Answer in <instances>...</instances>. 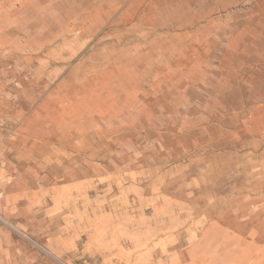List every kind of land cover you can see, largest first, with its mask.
I'll return each instance as SVG.
<instances>
[{"label":"rangeland","instance_id":"obj_1","mask_svg":"<svg viewBox=\"0 0 264 264\" xmlns=\"http://www.w3.org/2000/svg\"><path fill=\"white\" fill-rule=\"evenodd\" d=\"M0 264H264V0H0Z\"/></svg>","mask_w":264,"mask_h":264},{"label":"bare ground","instance_id":"obj_2","mask_svg":"<svg viewBox=\"0 0 264 264\" xmlns=\"http://www.w3.org/2000/svg\"><path fill=\"white\" fill-rule=\"evenodd\" d=\"M69 19V18H68ZM79 23V22H78ZM83 23H85V22H83ZM85 26V25H84ZM76 27H78L77 25H76ZM83 26H81V28H82ZM86 27V26H85ZM53 28V27H52ZM75 28V27H74ZM90 29V28H89ZM83 30V29H82ZM85 30V29H84ZM92 29H90V31H91ZM62 31V30H61ZM61 31H59V32H61ZM64 31H66V30H64ZM63 31V32H64ZM58 32V33H59ZM62 32V33H63ZM48 34H50V33H48ZM86 34V33H85ZM52 35V34H51ZM57 34H55L54 36H56ZM73 35V34H72ZM76 35V34H75ZM66 36V35H65ZM92 36V35H91ZM51 37V36H50ZM59 37V36H58ZM120 37V36H119ZM123 37V36H122ZM44 38V37H43ZM53 38V37H52ZM51 38V39H52ZM81 38V37H80ZM50 39V38H49ZM46 40H47V38H46ZM49 41V40H48ZM52 41V40H51ZM47 42V41H46ZM67 42H68V40H67ZM77 42V41H76ZM49 43V42H48ZM71 43V42H70ZM75 43V42H74ZM67 44V43H66ZM68 45V44H67ZM76 45V44H75ZM59 47V46H58ZM70 47V46H69ZM62 48V47H61ZM73 48V47H72ZM71 48V49H72ZM66 49V48H65ZM78 49H81V48H78ZM126 49V48H125ZM68 51V50H67ZM71 51V50H70ZM59 53H61V52H59ZM74 53V52H73ZM67 54H68V52H67ZM67 54H66V56H67ZM77 54V53H76ZM61 55H62V53H61ZM125 55V54H124ZM56 56V55H55ZM71 56V58L73 57V55L71 54L70 55ZM51 57V56H50ZM60 57H62V56H60ZM117 57V56H116ZM52 59L51 60H53V57H51ZM56 58V57H55ZM59 58V57H58ZM63 58V57H62ZM64 58H65V56H64ZM70 58V57H69ZM105 58V57H104ZM57 60H59V59H57ZM67 60V59H66ZM71 60V59H70ZM118 60H119V56L115 59V60H113V61H107V62H103V63H101L102 64V66L103 65H107V64H110V63H117L118 62ZM61 61H63V60H61ZM48 62H50V61H48ZM69 63V62H68ZM98 64V63H97ZM86 65V64H85ZM65 66V65H64ZM98 66V65H97ZM94 68H95V65H94ZM100 68V67H99ZM95 70V69H94ZM93 71V70H92ZM89 72V70H85V68H84V70H82V71H80V72H77V74H75V76L77 75L78 77H85V75H86V77H87V75H89L90 73H88ZM81 75V76H80ZM121 84H123V83H121ZM121 88V87H120ZM133 88V87H132ZM120 94H121V92H120ZM120 98H122V97H120ZM128 101V100H127ZM130 101H131V99H130ZM129 101V102H130ZM133 101V100H132ZM125 102V101H124ZM129 102H127V103H129ZM127 103H126V105H127ZM131 103V102H130ZM131 105V104H130ZM128 106V105H127ZM124 107H125V105H124ZM132 107V106H131ZM124 109V108H123ZM125 110V109H124ZM57 135V134H56ZM56 139H58V138H56Z\"/></svg>","mask_w":264,"mask_h":264}]
</instances>
